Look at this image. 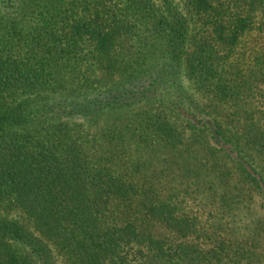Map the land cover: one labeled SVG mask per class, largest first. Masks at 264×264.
I'll use <instances>...</instances> for the list:
<instances>
[{
    "label": "trees",
    "instance_id": "trees-1",
    "mask_svg": "<svg viewBox=\"0 0 264 264\" xmlns=\"http://www.w3.org/2000/svg\"><path fill=\"white\" fill-rule=\"evenodd\" d=\"M179 1L0 0V264H264V0Z\"/></svg>",
    "mask_w": 264,
    "mask_h": 264
},
{
    "label": "rangeland",
    "instance_id": "rangeland-1",
    "mask_svg": "<svg viewBox=\"0 0 264 264\" xmlns=\"http://www.w3.org/2000/svg\"><path fill=\"white\" fill-rule=\"evenodd\" d=\"M168 1L171 2L174 5H177L183 11L184 14H187V12L185 10H183V6L180 4L179 0H168ZM152 3L155 4V5H158L160 7H163V8L165 7L164 0H152ZM181 78H182V83L186 84L185 88L190 93L194 94V91L192 89L193 85L190 84V82L186 81L184 76H182ZM195 96L198 97L197 94ZM201 101H202L203 104L212 106V104L210 102H207L205 100H201ZM159 108H161V104L160 103H150V102H148V103H144V104H141V105L137 106L135 108V110H139V109L157 110ZM106 119H107V116H106ZM75 126L76 127H74V128H75V130H77V132H78L77 127H79L81 131H83V134L88 132L86 126L83 123L82 124H76ZM257 214H258V208H257L256 205H254L253 209L250 210V213L247 214L248 216L247 215H243L242 216L243 217V229H241V231L244 234L247 232V228L248 227H251V229L254 227V221L256 220V215ZM12 216L13 217H17V218H22L23 217V215H21V213H13ZM59 260H60V258H59ZM60 262H61V260H60Z\"/></svg>",
    "mask_w": 264,
    "mask_h": 264
}]
</instances>
